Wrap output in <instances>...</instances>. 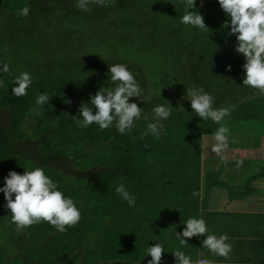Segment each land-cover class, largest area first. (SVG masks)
Returning <instances> with one entry per match:
<instances>
[{"label": "trees", "instance_id": "16d2710c", "mask_svg": "<svg viewBox=\"0 0 264 264\" xmlns=\"http://www.w3.org/2000/svg\"><path fill=\"white\" fill-rule=\"evenodd\" d=\"M263 93L264 0H0L7 241L129 258L165 202L199 203L202 137L263 121Z\"/></svg>", "mask_w": 264, "mask_h": 264}, {"label": "crops", "instance_id": "0c3cea01", "mask_svg": "<svg viewBox=\"0 0 264 264\" xmlns=\"http://www.w3.org/2000/svg\"><path fill=\"white\" fill-rule=\"evenodd\" d=\"M251 122L264 120L225 122L220 135L232 134L234 124L244 127ZM240 133L245 134L243 140L253 144H228L229 137L204 135L199 203L191 209H181L173 200L165 202L168 208L162 211L170 215L153 217L155 232L143 234L144 249L127 259L114 254L117 258L113 256L107 263H134L140 259L133 258L138 257L142 264H264V194L256 203L251 200L252 194L264 189V182L256 186L264 179V124L253 131L243 128ZM215 135L221 140L220 149H215L216 142L209 139ZM142 233L139 231V235ZM126 245L120 244L117 250L127 249ZM0 264L38 263L26 261L11 245L0 249Z\"/></svg>", "mask_w": 264, "mask_h": 264}, {"label": "rangeland", "instance_id": "374dc122", "mask_svg": "<svg viewBox=\"0 0 264 264\" xmlns=\"http://www.w3.org/2000/svg\"><path fill=\"white\" fill-rule=\"evenodd\" d=\"M76 16H77V14H76ZM24 24H26V22H24V23H21V24H18V28L19 27H22ZM12 27H14V26H12ZM15 28V27H14ZM263 97H264V93H263ZM191 98V97H190ZM178 100V99H177ZM150 120H151V118H150ZM152 120H155L154 119V117H152ZM262 124H264L263 122H261V123H258V124H256V122L254 123V122H251V124L249 123V124H247V125H244V127L243 126H240V125H236V124H234L235 126H234V132L232 133V134H228V135H220L219 134V136H225V137H229V139H230V141H229V143L228 144H236V145H243V146H250V145H252L253 143L251 142V141H248V140H243V139H245V138H243L244 137V135L245 134H242V133H240L242 130H243V128L244 129H247V130H256L257 128H260L261 126H262ZM256 126V127H254V126ZM245 133V132H244ZM210 140H214L215 142H216V147H215V149H220L221 148V146H220V142H221V140H219L218 138H217V135H215V136H213V137H210L209 138ZM241 141V142H240ZM233 146V145H232ZM232 146H229L228 145V148H230V147H232ZM233 153V152H232ZM234 153H238V152H234ZM263 153H264V151H263ZM260 178H262V177H259V179ZM261 180V179H260ZM264 182V179L262 180V181H259L257 184H256V186H258V187H260V183H263ZM1 187H3V188H7V186H5L4 184L3 185H1ZM221 188V187H220ZM258 192V191H257ZM257 192H255L254 194H252L251 196V200L254 202V203H256L257 201H259V199L260 198H262V197H260V195H263L264 194V189H262L261 190V193L260 194H257ZM4 199H6V197L4 196V195H2V194H0V203L2 204V203H5V201H4ZM4 202H3V201ZM243 205H244V208H247L248 207V204H247V200H245L244 202H243ZM242 208V207H241ZM4 216H3V214L0 212V230L2 231L1 233H0V245H3V246H11V245H13V244H11V242H9V241H7V237H9V236H11V235H6L5 234V232H6V226L7 225H5L3 222H1V221H4ZM16 227L18 228L19 227V225L18 224H16ZM17 228H15V230H18ZM11 230H14V229H11ZM13 233H15V231L13 232ZM141 243H143V241H140L139 243H138V248H137V251H133L132 253L133 254H131V257H133V256H136V255H134V254H139L140 252H141V250H143L144 249V247L143 246H141ZM15 246V245H14ZM133 259H135V260H138V259H140V260H142L141 258H138V257H134ZM135 261L134 263H131V261H129V262H126L125 264H142L143 262L142 261Z\"/></svg>", "mask_w": 264, "mask_h": 264}]
</instances>
